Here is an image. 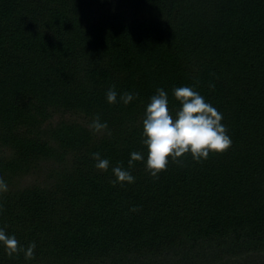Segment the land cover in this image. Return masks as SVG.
<instances>
[{
    "label": "trees",
    "instance_id": "1",
    "mask_svg": "<svg viewBox=\"0 0 264 264\" xmlns=\"http://www.w3.org/2000/svg\"><path fill=\"white\" fill-rule=\"evenodd\" d=\"M183 86L232 145L153 177L146 107ZM0 177V228L36 245L0 264H264V0H0Z\"/></svg>",
    "mask_w": 264,
    "mask_h": 264
},
{
    "label": "clouds",
    "instance_id": "2",
    "mask_svg": "<svg viewBox=\"0 0 264 264\" xmlns=\"http://www.w3.org/2000/svg\"><path fill=\"white\" fill-rule=\"evenodd\" d=\"M210 87L214 88V85ZM173 93L181 105L175 117L170 112L167 93L163 88L156 89V94L150 97V103L146 107V118L143 120L145 139L142 143L148 149L146 167L153 177H157L161 171L166 170L169 158L173 162L180 163V158L191 153L193 160L200 162L207 159L210 152L222 153L232 145L227 128L221 123L222 113L206 102L193 87H179L174 89ZM137 95L138 93L124 92L120 95V100L127 105ZM106 98L111 104L117 103L114 85L107 90ZM89 127L94 133H100L106 130L108 125L106 122H101L97 115ZM92 157L97 161L95 165L97 169L108 170L110 162L107 159H101L99 152L93 153ZM143 160L144 155L134 151L131 153L128 166L131 168L135 161ZM112 171L116 177L113 184L135 182V177L121 165L114 167ZM6 191H8V185L0 177V193ZM0 211H3V204H0ZM0 244L4 246L9 258L19 256L23 252L25 260L34 259L35 242L25 248L15 235L6 234L4 228H0Z\"/></svg>",
    "mask_w": 264,
    "mask_h": 264
}]
</instances>
